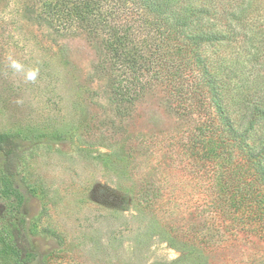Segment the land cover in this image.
I'll return each mask as SVG.
<instances>
[{
    "label": "rangeland",
    "instance_id": "1",
    "mask_svg": "<svg viewBox=\"0 0 264 264\" xmlns=\"http://www.w3.org/2000/svg\"><path fill=\"white\" fill-rule=\"evenodd\" d=\"M44 12V0H0V134L17 135L15 185L40 259L33 264H174L181 253L154 238L134 183L159 194L158 226L199 222L218 196L217 166L190 154L199 115H179L158 84L117 110L95 72L102 36L47 30ZM123 142L134 157L116 156ZM209 264H264L263 247L233 237Z\"/></svg>",
    "mask_w": 264,
    "mask_h": 264
},
{
    "label": "trees",
    "instance_id": "2",
    "mask_svg": "<svg viewBox=\"0 0 264 264\" xmlns=\"http://www.w3.org/2000/svg\"><path fill=\"white\" fill-rule=\"evenodd\" d=\"M44 7L41 27L102 36L95 72L108 79L103 94L117 110L158 84L179 115H199L190 154L218 168V196L199 222L158 226L159 194L149 181L134 183V205L152 216L154 238L181 253L174 264H209L233 237L264 251V0H44ZM16 136L0 134V264H33L40 259L21 218ZM136 149L123 142L115 152L126 159Z\"/></svg>",
    "mask_w": 264,
    "mask_h": 264
},
{
    "label": "clouds",
    "instance_id": "3",
    "mask_svg": "<svg viewBox=\"0 0 264 264\" xmlns=\"http://www.w3.org/2000/svg\"><path fill=\"white\" fill-rule=\"evenodd\" d=\"M13 66H14V67H17V65H15V64H14Z\"/></svg>",
    "mask_w": 264,
    "mask_h": 264
}]
</instances>
